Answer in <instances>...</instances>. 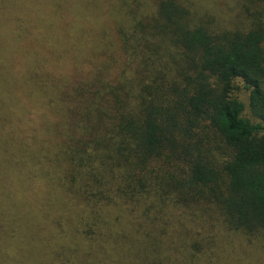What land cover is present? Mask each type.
<instances>
[{
  "label": "trees",
  "instance_id": "obj_1",
  "mask_svg": "<svg viewBox=\"0 0 264 264\" xmlns=\"http://www.w3.org/2000/svg\"><path fill=\"white\" fill-rule=\"evenodd\" d=\"M83 1H0V264H263L264 0Z\"/></svg>",
  "mask_w": 264,
  "mask_h": 264
},
{
  "label": "rangeland",
  "instance_id": "obj_2",
  "mask_svg": "<svg viewBox=\"0 0 264 264\" xmlns=\"http://www.w3.org/2000/svg\"><path fill=\"white\" fill-rule=\"evenodd\" d=\"M0 1H1V4L8 2V0H0ZM79 1L80 3L84 2L83 0H79ZM188 1L190 2L192 6H199L200 11L203 8V11H201L202 14L207 13V14L213 15L216 19L217 25L221 27L222 26H235L239 24L241 20L240 18L238 19L235 17L239 9V6H240V0H188ZM217 16L223 20L220 21L217 18ZM237 27H241V25H238ZM3 37H5V28L3 26V20L0 14V40ZM2 55H5V50L0 48V60L2 58ZM245 97H246L245 93L241 91L240 98L244 103L246 101V99H244ZM252 258L254 259L253 256ZM242 261L247 263L248 259L247 260L242 259Z\"/></svg>",
  "mask_w": 264,
  "mask_h": 264
}]
</instances>
